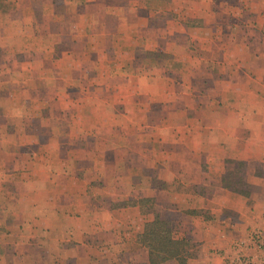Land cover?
Wrapping results in <instances>:
<instances>
[{"label": "rangeland", "instance_id": "1", "mask_svg": "<svg viewBox=\"0 0 264 264\" xmlns=\"http://www.w3.org/2000/svg\"><path fill=\"white\" fill-rule=\"evenodd\" d=\"M0 23V264L65 263L71 224L102 264H133L112 242L133 206L177 219L205 190L197 159L226 151V77L264 38V0H0Z\"/></svg>", "mask_w": 264, "mask_h": 264}, {"label": "crops", "instance_id": "2", "mask_svg": "<svg viewBox=\"0 0 264 264\" xmlns=\"http://www.w3.org/2000/svg\"><path fill=\"white\" fill-rule=\"evenodd\" d=\"M17 18L14 23L21 22L20 17ZM7 27L0 23V39L9 36ZM252 46L255 49L239 57L244 68L241 73L233 76L235 73L231 71L232 75L229 73L225 81L224 140L220 142L225 144L226 151H209L210 163L206 170L199 157L195 170L203 176L196 184L205 190L194 196L189 191H182L181 199L176 201L182 205L177 211L178 218L171 219L173 237L187 241L194 250L186 264H221V255L233 240L251 227L264 226V38L253 41ZM224 161L227 165L236 162L241 166L240 180L228 183L223 176L230 168L218 166ZM150 219L149 214H143L133 206V238L129 233V239L120 238L118 229L115 233V221L111 225L115 237L111 234L113 238H110L114 245L123 248L127 242H133V264H147V251L136 242V235ZM123 220L127 223V219ZM78 224L82 226V222ZM66 230L68 236L79 235L81 239H74L73 244L66 243L68 250L63 264H102L96 255H92L93 245L85 239V229L71 224ZM70 239L67 238V242ZM167 263L177 264L175 260L161 264Z\"/></svg>", "mask_w": 264, "mask_h": 264}, {"label": "trees", "instance_id": "3", "mask_svg": "<svg viewBox=\"0 0 264 264\" xmlns=\"http://www.w3.org/2000/svg\"><path fill=\"white\" fill-rule=\"evenodd\" d=\"M137 242L146 247L148 264H161L169 260L185 264L186 258L189 257V243L174 238L171 222L158 216L144 224L142 231L137 235Z\"/></svg>", "mask_w": 264, "mask_h": 264}, {"label": "built area", "instance_id": "4", "mask_svg": "<svg viewBox=\"0 0 264 264\" xmlns=\"http://www.w3.org/2000/svg\"><path fill=\"white\" fill-rule=\"evenodd\" d=\"M221 258V264H264V226L247 229L228 245Z\"/></svg>", "mask_w": 264, "mask_h": 264}]
</instances>
